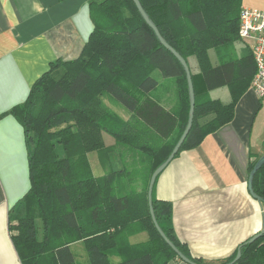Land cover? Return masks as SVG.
I'll return each instance as SVG.
<instances>
[{
	"label": "trees",
	"instance_id": "16d2710c",
	"mask_svg": "<svg viewBox=\"0 0 264 264\" xmlns=\"http://www.w3.org/2000/svg\"><path fill=\"white\" fill-rule=\"evenodd\" d=\"M243 1L140 0L164 39L187 61L194 85L193 126L175 158L231 122L236 105L251 87L256 74L253 52L249 46L241 55L236 50L242 42ZM89 7L94 29L80 56L51 63L26 101L10 111L26 134L31 181L10 217L12 241L22 264L181 260L155 227L148 187L188 123L186 72L133 0H92ZM157 70L174 80L173 107L155 96L160 86L153 76ZM223 87L230 92L228 103L210 96ZM106 95L129 117L113 111L104 101ZM94 152L103 170L108 169L103 174L93 171L89 155ZM257 161L258 157L250 163V172ZM156 184L153 209L158 225L178 250L203 264L179 241L173 205L156 197ZM253 188L264 198V166ZM247 242L238 260L237 250L220 264H264V234ZM76 244L82 255L73 249Z\"/></svg>",
	"mask_w": 264,
	"mask_h": 264
},
{
	"label": "crops",
	"instance_id": "0c3cea01",
	"mask_svg": "<svg viewBox=\"0 0 264 264\" xmlns=\"http://www.w3.org/2000/svg\"><path fill=\"white\" fill-rule=\"evenodd\" d=\"M91 1L0 0V264H22L9 225L31 187L26 134L10 111L51 63L80 56L94 29ZM243 7L259 9L244 1ZM262 155L264 99L250 87L231 122L159 176L156 197L172 203L175 233L192 258L220 264L264 229L263 204L248 188L250 163ZM73 249L82 255L80 244Z\"/></svg>",
	"mask_w": 264,
	"mask_h": 264
},
{
	"label": "water",
	"instance_id": "95a60500",
	"mask_svg": "<svg viewBox=\"0 0 264 264\" xmlns=\"http://www.w3.org/2000/svg\"><path fill=\"white\" fill-rule=\"evenodd\" d=\"M133 2L135 3V5H136V7H137L142 19L154 31V33L157 36V38L160 41V43L168 51H170L172 53V55H174V57L180 62V64L183 66V68H184V70L186 72V75H187L188 90H189V97H190V110H189L188 123H187V126L185 128V131L183 132L182 136L180 137V139L176 143V145L173 148V150H172L170 156L168 157V159L153 172V174L151 176V179H150V182H149V187H148V202H149L150 213H151L153 222L155 224V227H156L157 231L162 236V238L178 254V256L180 257V259L182 261H184L185 263H188V264H196L193 260H191L190 258L185 256L180 250H178L177 247L166 237V235L164 234V232L162 231V229L160 228V226L157 223V220H156V217H155V214H154V209H153V189H154V186L156 184V181H157L158 177L162 174V172L174 160L175 156L177 155V153L179 152L180 148L182 147V145L184 144L185 140L187 139V137H188V135H189V133H190V131L192 129V126H193L194 115H195V106H196V95H195V91H194V85H193V81H192V76H191L190 68L188 66L187 61L184 59V57H182V55L179 52H177L164 39V37L161 35V33H160L158 27L156 26V24L150 19L149 15L144 10L140 0H133ZM263 166H264V155H262L258 159V161L256 162L254 168L250 172L249 180H248V188H249V191H250L251 195L261 204H264V198L259 196V195H257L255 193L254 188H253V182H254V178H255L256 174L258 173V171ZM263 234H264V229L260 233L256 234L254 237L249 239L247 243L255 242ZM241 248H242V246L239 247L237 256L235 258V261L238 260L241 257V254H242L241 253Z\"/></svg>",
	"mask_w": 264,
	"mask_h": 264
},
{
	"label": "rangeland",
	"instance_id": "374dc122",
	"mask_svg": "<svg viewBox=\"0 0 264 264\" xmlns=\"http://www.w3.org/2000/svg\"><path fill=\"white\" fill-rule=\"evenodd\" d=\"M244 2L248 6L264 9V0H244ZM249 44H251V42L244 40L236 45V50L241 52L244 48L249 46ZM210 55L213 63L216 64L215 53L211 51ZM153 76L160 82V86L158 87V90L155 92V96L160 98L162 103L168 108L173 107L176 101L174 80L171 78H164L160 73V71L158 70L154 72ZM210 95L212 98H219L225 103L230 101L229 91L226 87L214 90L213 92L210 93ZM104 101L113 111L119 113L124 118L129 117L128 111L116 100L111 98L109 95L104 96ZM106 141L107 143H109L111 141V138L106 136ZM89 158L92 164L93 171L96 175H100L108 171L107 168L103 170L102 166L99 163L97 153L95 152L91 153L89 155Z\"/></svg>",
	"mask_w": 264,
	"mask_h": 264
},
{
	"label": "built area",
	"instance_id": "2783aa9c",
	"mask_svg": "<svg viewBox=\"0 0 264 264\" xmlns=\"http://www.w3.org/2000/svg\"><path fill=\"white\" fill-rule=\"evenodd\" d=\"M239 35L242 41H249L256 66L251 89L264 99V11L242 7Z\"/></svg>",
	"mask_w": 264,
	"mask_h": 264
}]
</instances>
